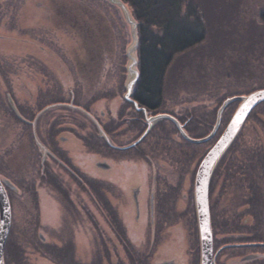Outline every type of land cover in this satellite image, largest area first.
I'll return each mask as SVG.
<instances>
[{"label":"flooded vegetation","instance_id":"af4514ba","mask_svg":"<svg viewBox=\"0 0 264 264\" xmlns=\"http://www.w3.org/2000/svg\"><path fill=\"white\" fill-rule=\"evenodd\" d=\"M136 87L120 95L126 109L96 112L98 98L83 103L60 88L41 92L35 110L16 106L12 119L27 139L0 152L10 209L3 264H201L195 175L240 101L224 108L209 140L192 143L174 121L154 117L173 118L194 140L211 133L218 109L199 122L194 110L179 118L163 109V94L147 99ZM166 130L169 145L159 149ZM263 151L264 101L209 178L210 264H264Z\"/></svg>","mask_w":264,"mask_h":264},{"label":"rangeland","instance_id":"374dc122","mask_svg":"<svg viewBox=\"0 0 264 264\" xmlns=\"http://www.w3.org/2000/svg\"><path fill=\"white\" fill-rule=\"evenodd\" d=\"M126 10L129 14L128 8L106 0H0V152L14 141H26L12 112L16 106L35 110L46 85L51 93L72 89L83 103L98 98L96 112L126 109L120 98L132 43ZM263 10L264 0H240L233 24L245 29V38L236 34L223 47L205 46L198 56L190 52V64L183 63L164 81L163 109L179 118L194 110L199 122L215 114L225 99L264 88ZM171 136L169 130L161 134L159 149L169 145ZM89 158H82L81 166L90 165ZM135 164L130 163L129 174L137 173Z\"/></svg>","mask_w":264,"mask_h":264},{"label":"trees","instance_id":"16d2710c","mask_svg":"<svg viewBox=\"0 0 264 264\" xmlns=\"http://www.w3.org/2000/svg\"><path fill=\"white\" fill-rule=\"evenodd\" d=\"M120 1L137 24L136 93L147 99L160 100L166 77L190 64V52L198 56L205 46L223 47L236 34L245 38V29L233 24L240 0ZM260 19L264 21V10Z\"/></svg>","mask_w":264,"mask_h":264},{"label":"water","instance_id":"95a60500","mask_svg":"<svg viewBox=\"0 0 264 264\" xmlns=\"http://www.w3.org/2000/svg\"><path fill=\"white\" fill-rule=\"evenodd\" d=\"M106 1L114 5H121L122 7H126L125 4H123L120 0H106ZM126 15L132 27V31H131L132 43L126 52L129 62L127 66L128 80H127L126 88H127V94H131L134 85L138 80V75H139L137 69V56H136L137 24L135 20L132 18L131 13L128 14L127 10H126ZM234 101H240L239 106L236 108L228 126L226 127L220 138L217 140L216 144L210 149V151L203 158L195 175V205H196L195 208H196V217H197L199 236H200L201 264H210V255H211V228H210V218H209L208 205H207V190H208V182L211 172L214 168V165L217 163L219 158L227 150L229 145L232 143V141L238 134L249 112L252 110V108H254V106L264 101V89L254 91L245 96H234L225 99L217 110L216 122L213 126L211 133L201 139L193 140L187 138L185 133L180 128L179 124L173 118L167 115H158L154 117V119H159L163 117L171 119L179 127L182 136L185 137L188 141L192 143H202L209 140L213 136V134L215 133L218 127L222 111L228 104ZM9 225H10L9 202L4 192V189L0 184V264H3L2 251L8 234Z\"/></svg>","mask_w":264,"mask_h":264}]
</instances>
